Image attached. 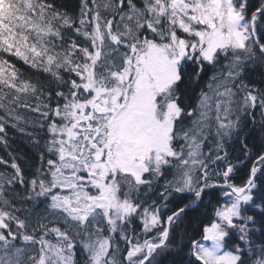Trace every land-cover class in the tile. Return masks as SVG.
Returning a JSON list of instances; mask_svg holds the SVG:
<instances>
[{"label": "snow or ice", "instance_id": "obj_1", "mask_svg": "<svg viewBox=\"0 0 264 264\" xmlns=\"http://www.w3.org/2000/svg\"><path fill=\"white\" fill-rule=\"evenodd\" d=\"M0 146V264H264V0H0Z\"/></svg>", "mask_w": 264, "mask_h": 264}, {"label": "trees", "instance_id": "obj_2", "mask_svg": "<svg viewBox=\"0 0 264 264\" xmlns=\"http://www.w3.org/2000/svg\"><path fill=\"white\" fill-rule=\"evenodd\" d=\"M13 62L17 64V67H20L22 69H26L27 66H24L22 62L16 61L15 58H11ZM27 71L31 72V69H28ZM9 143L11 145V149L13 151H25L27 148L26 142L24 141V138L21 136L20 133L15 132L14 130L9 129ZM0 155H5L4 149L2 146H0ZM4 169L0 168V171H3Z\"/></svg>", "mask_w": 264, "mask_h": 264}]
</instances>
